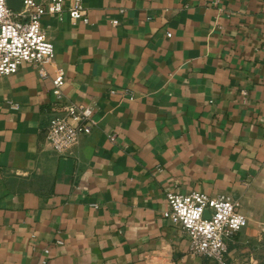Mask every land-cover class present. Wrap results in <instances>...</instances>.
Masks as SVG:
<instances>
[{"label": "crops", "instance_id": "0c3cea01", "mask_svg": "<svg viewBox=\"0 0 264 264\" xmlns=\"http://www.w3.org/2000/svg\"><path fill=\"white\" fill-rule=\"evenodd\" d=\"M82 4L88 23L42 18L45 76H0V264H214L162 215L192 190L235 197L236 259L264 236V0ZM58 69L96 121L64 153L44 132Z\"/></svg>", "mask_w": 264, "mask_h": 264}, {"label": "built area", "instance_id": "2783aa9c", "mask_svg": "<svg viewBox=\"0 0 264 264\" xmlns=\"http://www.w3.org/2000/svg\"><path fill=\"white\" fill-rule=\"evenodd\" d=\"M63 11L71 20L89 22L82 0H71L67 8L64 0H22L18 10L0 0V76L16 72L23 62L31 64L40 76L47 74L45 65L52 62L54 48L41 29V20L45 15L61 19ZM112 23L116 25L117 20ZM51 81L55 100L50 103L44 132L51 149L64 153L95 126L94 106L60 99L65 82L62 70L55 71ZM109 136L113 138L112 133ZM166 197L168 208L162 215L185 230L190 252L212 259L215 264H226L229 239L247 222L235 197L226 192L212 195L200 190L167 191ZM44 252L48 253L49 247Z\"/></svg>", "mask_w": 264, "mask_h": 264}, {"label": "rangeland", "instance_id": "374dc122", "mask_svg": "<svg viewBox=\"0 0 264 264\" xmlns=\"http://www.w3.org/2000/svg\"><path fill=\"white\" fill-rule=\"evenodd\" d=\"M226 256L228 255L226 254ZM226 258L228 259L226 264H264V236L239 250L236 259ZM209 264H213V262Z\"/></svg>", "mask_w": 264, "mask_h": 264}, {"label": "water", "instance_id": "95a60500", "mask_svg": "<svg viewBox=\"0 0 264 264\" xmlns=\"http://www.w3.org/2000/svg\"><path fill=\"white\" fill-rule=\"evenodd\" d=\"M7 5L15 10H18L21 7L22 0H6Z\"/></svg>", "mask_w": 264, "mask_h": 264}]
</instances>
